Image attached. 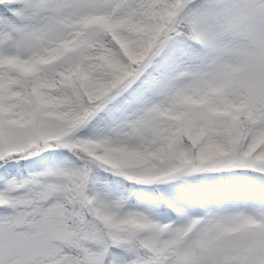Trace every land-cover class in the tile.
<instances>
[{"label":"snow or ice","instance_id":"1","mask_svg":"<svg viewBox=\"0 0 264 264\" xmlns=\"http://www.w3.org/2000/svg\"><path fill=\"white\" fill-rule=\"evenodd\" d=\"M0 264H264V0H0Z\"/></svg>","mask_w":264,"mask_h":264}]
</instances>
